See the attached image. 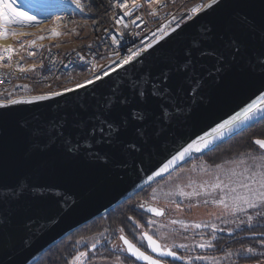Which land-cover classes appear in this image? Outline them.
Wrapping results in <instances>:
<instances>
[{"label": "water", "instance_id": "water-1", "mask_svg": "<svg viewBox=\"0 0 264 264\" xmlns=\"http://www.w3.org/2000/svg\"><path fill=\"white\" fill-rule=\"evenodd\" d=\"M200 51L214 55L200 56ZM148 52L152 55L142 53L86 89L41 101H31L34 96L15 99L30 103L0 102V264H35L76 230L263 119L258 115L239 125L155 176L177 150L264 94V0H220ZM189 52L193 70L177 72ZM164 71L171 75L166 82L171 87L162 101L153 102L148 135L137 136L133 122L120 130L121 145L97 144L100 125L90 117L103 118L112 89H126L143 76L148 90ZM161 103L171 118H159L156 105ZM80 122L83 129L75 127ZM93 127L97 130L89 137ZM85 140L91 148L83 147ZM129 142L135 148L123 146ZM74 146L79 147L69 152Z\"/></svg>", "mask_w": 264, "mask_h": 264}, {"label": "snow or ice", "instance_id": "snow-or-ice-1", "mask_svg": "<svg viewBox=\"0 0 264 264\" xmlns=\"http://www.w3.org/2000/svg\"><path fill=\"white\" fill-rule=\"evenodd\" d=\"M75 4L76 8L83 10V6L81 4V0H72ZM149 7L152 6L153 0H148ZM157 6L162 4V0H155ZM220 0H210L209 3L206 4H197L192 7L188 13V19L192 20L197 13L201 12L202 9H211L212 5L219 6ZM23 6V5H21ZM121 8L127 9V5L121 4L119 5ZM125 15H131L130 11H125ZM150 15L155 16L156 12L153 11ZM139 19V17H138ZM183 20V17H181ZM33 23H38L36 21L35 16H30L26 12L20 11L19 8L15 5V0H0V38L7 37L9 35H17L16 32L11 31V26L14 25H31ZM117 23L123 24V21L118 20ZM125 28L128 27L127 24L123 25ZM180 27V21L176 22L175 28H171L172 32L176 31V28ZM20 35H24L23 33ZM53 35H58L57 32H53ZM169 35V29L163 28L159 34L153 33V42L143 45L142 47H138L135 49H129L127 55L121 56L117 61L112 62V71H115L118 68L129 65L133 61H137V58L141 57L142 53H148V55H152V53L148 52V49L153 47V43H157L158 41L164 40L166 36ZM43 39V37H39ZM112 44H118L120 41L117 37L113 36L111 38ZM35 41H28L29 45L34 44ZM167 43V41H165ZM233 48L236 53L239 52L240 48L236 41L232 42ZM163 47V45H161ZM194 47L198 48L199 45H195ZM16 51L11 45L0 48V60L8 59L11 60L12 54ZM117 56L120 54L115 53ZM28 55H33V53L29 52ZM188 59L182 65H180L176 71L179 73L190 72L192 71V60L190 59L191 52L188 54ZM200 56H208L214 55L212 52L200 51ZM223 59V57H220ZM262 66H264V61L260 62ZM22 72L28 71L30 69L20 68ZM221 68L217 67L216 72H220ZM102 75L97 74L92 79H86L83 83H77L72 88H65L59 92H53L50 96H62L68 92H75L78 89H86L88 85H95L96 81L103 82V77L109 76V71L107 69H102ZM155 83L152 84L151 88L145 90L144 85L148 84V80L143 76L138 77L135 81L129 82L127 84L126 89L122 86L121 89H112V94L106 98L103 108L104 114L103 118L100 115H95L90 117L91 120L98 121L102 136L100 139L96 140V143L99 144L101 142H107L110 144L121 145L122 142L119 141V133L120 130L126 128L130 123H134V133L140 137H146L148 135L147 125L151 118L152 114V105L154 100H163L165 95L170 91V85L166 83L171 80V75L169 72L164 71L161 72L155 78ZM48 95H39L31 98V101H41L49 99ZM31 101H20L15 99H9L7 101L8 104H17L21 102H31ZM4 105H0L3 107ZM160 108V119L163 118H171V114L168 112L167 106L163 105V103L156 105ZM261 116L264 118V94L259 95L255 100H253L250 104L244 107L240 112L236 115L232 116L230 119L225 120L223 123L217 124L215 128L212 129L211 133H205L203 136H199L197 139L193 140L191 143L184 147L182 150H177L175 155L171 156V159H168L166 163L163 164L162 167L159 168V171L154 173L155 176H161L163 173L167 172L173 165H175L178 161H182L185 159L193 151L200 152L201 149H207L210 145L213 144L214 140H219L226 133L232 132V130L238 127L241 124H245L248 121L254 120L257 116ZM63 127V125H61ZM75 127L83 129V122L77 123ZM105 128L107 132L105 133ZM96 127L89 129V137L93 136L96 132ZM107 135L109 139L104 140V135ZM60 135H63L60 132ZM211 135L212 139H208V136ZM66 143H70V141H66ZM254 144L257 145L261 150H264V139H255ZM129 149L135 148L134 142H129L126 145H123ZM77 147H69L68 151L73 152L76 151ZM83 147L91 148L92 145L88 140L84 141ZM91 155V153H90ZM97 158H101L99 154H96ZM216 173L215 178L213 180H203L198 185L194 180H189L186 187L192 188V191L185 192L179 185L176 187V195L179 196H200L205 194L211 198V203L219 206L222 209L221 215H231L236 217L237 214L243 213L246 215V221L243 219H234L225 221V223H234L236 227H239L241 224L247 223L251 225L253 223V215L248 214L247 210L254 209L257 210L255 215L257 217H264V153H261L258 156H247L246 158L237 159L232 162V166L222 168L221 165L217 164L215 166ZM203 171V169H201ZM153 177L149 176L148 179L151 180ZM156 190L154 189L153 192ZM171 195V193H169ZM204 203H208V200H205ZM141 208L145 207V205L141 204ZM179 207V205H178ZM149 212H152L155 216H162L164 213L156 207H148ZM220 216H217L219 219ZM131 219V217H129ZM154 223V221L149 222ZM172 224L178 223L176 220L171 221ZM183 224V222H179ZM211 227L213 231L217 230L216 224H201L195 223L192 225L193 228L200 227ZM137 227L139 225L137 224ZM187 227V225H184ZM121 233H123V229H119ZM259 235H264V231L256 233ZM101 236L104 233H100ZM142 239L147 241V246L154 253H158L161 257L170 256L174 259H188V260H207L209 257L206 256H195V257H181L177 256V253L172 250V245H161L154 239L151 235H148L146 232L143 234ZM119 240L123 242V245L126 246L127 252H129L132 256H135L138 260L146 261V264H165L164 261L159 259H154L150 255H146L145 252L141 251L135 244L130 242L123 234L119 236ZM79 243V241H78ZM96 243L92 244V248L96 247ZM199 248L204 247H212V245L208 242L198 243L196 245ZM116 247V245H113ZM179 248H186L187 245L180 244L176 245ZM241 254H249L255 251L252 247H244L236 250ZM234 254L233 251H228L226 253L227 256L231 257ZM88 256L87 252H78L70 261V264H83L85 258ZM117 259H119L117 257ZM215 261V258H212Z\"/></svg>", "mask_w": 264, "mask_h": 264}, {"label": "built area", "instance_id": "built-area-1", "mask_svg": "<svg viewBox=\"0 0 264 264\" xmlns=\"http://www.w3.org/2000/svg\"><path fill=\"white\" fill-rule=\"evenodd\" d=\"M68 1L65 9L60 6L49 14L38 15L41 22L37 28L14 31L17 35L0 38V48L11 45L16 49L10 61L0 60V102L72 88L102 75V69L112 73V62L127 55L129 49L152 43L153 33L159 34L163 28L169 29L170 36L177 21L180 27L190 21L188 13L192 7L210 2L162 0L157 6L153 0L149 7L148 0H81V10L72 0ZM126 10L131 15H125ZM153 11L155 16L150 15ZM54 31L58 35H53ZM113 36L120 41L118 44H112ZM28 41L35 43L29 45ZM161 41L153 43V47ZM21 67L30 70L22 72Z\"/></svg>", "mask_w": 264, "mask_h": 264}, {"label": "flooded vegetation", "instance_id": "flooded-vegetation-1", "mask_svg": "<svg viewBox=\"0 0 264 264\" xmlns=\"http://www.w3.org/2000/svg\"><path fill=\"white\" fill-rule=\"evenodd\" d=\"M263 124L264 118L255 123L256 127H259ZM251 149L256 151V153H264L263 150L254 144V142ZM195 158L198 157H194L192 159ZM161 179L154 181L146 188L142 189L129 199L119 204L113 210L104 214L102 217L96 218L87 225L70 234L68 237L64 238L56 245L52 246L44 254L46 256L42 264H70L72 258L81 251L88 253V256L85 258L86 264H89L93 257L100 260V263L112 261L110 264H146V261L138 260L135 256H132L129 252H127L126 246H124L123 242L119 240V236L121 234H123L130 242L140 248L141 251L145 252L146 255H150L154 259L164 261L165 264L207 263H204L202 260L195 261L193 259L187 260V262H185V259H174L170 256L161 257L158 255V253L152 252V250L147 246V241L142 239V236L145 232L156 239L161 245H172V250L177 253V256L185 258L188 256H206L210 258L226 256L228 251L231 250L236 252V250L241 249L242 246L252 247L255 249V251H257V243L264 244V235L256 234L264 231V224L258 217L255 221H253V224L249 228L236 230L233 233L229 232V234H214V237L209 242L212 247H205V249L198 252H186L184 254L180 252L179 247H176L171 243L164 242L162 238H164L163 236L166 234L172 235L173 238L175 237V240L169 241L173 243L178 242V235H185L182 232L179 233L180 230L177 227L160 222V220L167 215V211L161 209V205L156 201L155 197L157 195L158 187H154L153 185L159 182ZM154 189L156 190L155 192H153ZM141 204L145 205V207L141 208ZM148 207L159 208L164 214L162 216H155L152 212L147 210ZM129 217H131V219H129ZM150 221H154V223L150 224ZM137 224L139 227H137ZM119 229H123V233H121ZM102 232L104 233L103 236L100 235ZM96 241H99V243H97L96 247L93 249L91 246L92 244L96 243ZM113 245H116V247H113ZM68 246H71V250L66 254L63 252V250ZM57 250L58 252L60 251V258L54 259V254ZM61 252H63L65 255L63 254L62 256ZM237 253V258H234L236 261L235 264H258L259 261L263 262V259H260L259 261H252V258H254L253 256H242L241 253ZM117 257L119 259H117ZM39 260L37 262H39Z\"/></svg>", "mask_w": 264, "mask_h": 264}, {"label": "rangeland", "instance_id": "rangeland-1", "mask_svg": "<svg viewBox=\"0 0 264 264\" xmlns=\"http://www.w3.org/2000/svg\"><path fill=\"white\" fill-rule=\"evenodd\" d=\"M242 137H237L234 140L227 141L226 143L217 146L214 150L204 154L203 156L192 159L191 161L176 169L171 174L153 185L154 187H158L157 195L155 197L156 201L161 205V209L167 211V215L163 217L160 222L177 227L180 230L179 233L182 232L185 235H178V242L173 243L169 241L175 240V237L173 238L172 235L166 234L163 236L164 238H162L164 242L171 243L175 246L180 244L187 245L186 248L179 249L180 252L184 254L186 252H198L205 249V247L199 248L196 245L198 243H209L214 237V234H229V232L233 233L236 230L251 227L253 223L251 225L244 223L239 227H236L234 223H225V221L234 219H243L246 221L247 217L243 213L237 214L236 217H233L231 215H221L222 209L219 206L211 203V198L205 194L191 197H182L175 194L177 185H179L180 188H182L185 192L192 191V188L186 187L189 180H194L197 185L203 180H213L217 171L215 168L217 164L221 165L222 168H226L232 166V162L236 161L237 159L246 158L247 156L253 155L258 156L261 154L256 153V151L248 148V146L245 150L244 148L239 147L238 142ZM201 169H203V171ZM169 193H171V195H169ZM205 200H208V203H204ZM256 211L257 210L254 209L247 210L248 214L253 215V221H255L257 218V216L255 215ZM217 216H220V218L217 219ZM258 218H260V221H262L264 224V217ZM172 220H176L178 221V223L172 224ZM179 222H183V224ZM195 223H201L202 225L216 224L217 230L213 231L211 227L203 226L200 228H193L192 225ZM184 225H187V227H184ZM256 247L257 251L249 254H242V256H257V258H263L262 256H264V244L257 243ZM233 252L234 254L231 257L227 255L221 257H213L215 258V261L209 257V261L208 259L202 261L207 264H235L236 261L234 258H237L238 251ZM187 260L188 259H185V262H187ZM85 261L86 260H84L83 264H86ZM100 262V260L93 257L89 264L112 263V261L105 263Z\"/></svg>", "mask_w": 264, "mask_h": 264}, {"label": "bare ground", "instance_id": "bare-ground-1", "mask_svg": "<svg viewBox=\"0 0 264 264\" xmlns=\"http://www.w3.org/2000/svg\"><path fill=\"white\" fill-rule=\"evenodd\" d=\"M15 0V5L20 11L26 12L30 16H35L38 23H33L31 25H14L11 26L12 31H25L27 28H37L40 24L39 16L40 14H49L52 9L61 8L65 9L66 4L69 3L68 0ZM23 5V6H21ZM57 6V7H56Z\"/></svg>", "mask_w": 264, "mask_h": 264}, {"label": "trees", "instance_id": "trees-1", "mask_svg": "<svg viewBox=\"0 0 264 264\" xmlns=\"http://www.w3.org/2000/svg\"><path fill=\"white\" fill-rule=\"evenodd\" d=\"M237 137H242L240 139V141L238 142V146L239 147L244 148V150L247 149L246 148L247 146H248V148H251V147H253V142H254L255 139H258V138L264 139V124L261 125V126H259V127H256L255 123L254 124H251L250 126H248L247 128H245L244 130H242L239 134H237L236 136L232 137L231 139H229L227 141L234 140ZM227 141H225V142H227ZM243 146H245V147H243ZM70 247L69 246L68 247H65L64 250H63V252L67 254L71 250ZM63 252H61L62 253V256L64 254ZM59 255H60V251L58 252V250H57L55 252V254H54V256H55L54 259H59L60 258ZM45 256L46 255H43L40 258L39 262H37L36 264H42ZM262 257L263 258H261V257H259V258L254 257V258H252V261H259L260 259H263V262L259 261L258 264H264V256H262Z\"/></svg>", "mask_w": 264, "mask_h": 264}]
</instances>
